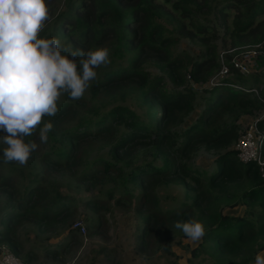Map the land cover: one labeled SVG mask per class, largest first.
<instances>
[{"label": "trees", "instance_id": "obj_1", "mask_svg": "<svg viewBox=\"0 0 264 264\" xmlns=\"http://www.w3.org/2000/svg\"><path fill=\"white\" fill-rule=\"evenodd\" d=\"M46 4L49 19L40 38L55 37L86 51L109 49L110 63L95 69L97 78L79 100L62 94L57 115L45 116L25 138L38 145L39 129L51 121L48 150L32 152L27 165L21 166L3 161L6 145L0 144V194L5 196L0 204V250L5 245L25 264H33L35 247L24 252L16 229L32 223L36 232L57 233L67 222L70 196L43 177L48 170L61 168L69 170L76 188L111 184L91 195L86 205L100 203V194L106 196L105 204L115 194L117 202H130L134 196L141 248L177 221L196 220L205 225L206 234L191 249L189 261L205 252L213 258L208 264H255L256 253L264 248V178L254 161L242 162L230 147L238 137L237 125L223 118L254 114L264 108L262 99L229 85L205 87L208 95L199 121L181 132H171V127L194 109L196 85L220 69L222 48L257 45L245 74L231 62L233 56L225 54L229 75L234 74L226 80L259 87L264 98V0H46ZM180 36L198 42L201 51L194 55L175 51ZM148 62L156 72L145 66ZM69 120L75 121L63 125ZM259 123L264 128V119ZM5 134L0 130V136ZM102 141L107 148L83 161L81 142ZM202 143L215 150L228 147L218 153L212 172L184 162ZM140 145L149 148L152 159L132 164ZM159 156L163 163L157 166L154 160ZM78 162L85 165L75 172ZM18 166L24 180L21 187ZM167 180L185 185V198L176 205L160 203L155 188ZM134 185L139 186L136 193ZM236 204L244 205L242 214L223 212V206ZM71 229L79 233V228L71 225ZM51 246L45 245L44 252L54 260L59 250Z\"/></svg>", "mask_w": 264, "mask_h": 264}, {"label": "rangeland", "instance_id": "obj_2", "mask_svg": "<svg viewBox=\"0 0 264 264\" xmlns=\"http://www.w3.org/2000/svg\"><path fill=\"white\" fill-rule=\"evenodd\" d=\"M168 25V24H167ZM169 26V25H168ZM221 45L220 40H216ZM246 48L237 47L233 52H226L228 56H234L239 53V57L244 56L247 58V51L251 50L254 46L245 43ZM175 51L187 50L191 54H196L201 51V45L193 40L187 39L184 36H180L177 43L173 46ZM220 49V47H219ZM219 50V54L220 51ZM240 50V51H239ZM145 66L153 72L157 71V67L148 62ZM213 73L211 76L216 74ZM234 75V74H233ZM232 74L229 77L233 76ZM209 80V79H208ZM206 80L203 83L196 85V99L194 109L176 125H172L171 132L177 130L181 132L184 128L188 127L190 123H197L200 118V113L204 107L207 92H204L205 87L209 86V81ZM208 81V82H207ZM169 86V85H168ZM231 87V85H229ZM233 87V86H232ZM130 101H135L134 97H129ZM128 103V101H126ZM264 104V103H263ZM263 108L256 110L254 114L243 113L240 114L238 119H233L230 114L225 115L223 118L227 123H235L237 125L238 135L243 127L249 123L254 117L261 114ZM75 121V120H74ZM74 121H66L63 125H69ZM222 125V120L220 119ZM174 138V136H172ZM172 138V140H173ZM236 137L231 148L235 149L234 145ZM150 138H143L142 141H148ZM99 142L94 145H85L84 142L78 146L79 150L84 151L83 161H90L95 155L107 148L106 143ZM51 141L47 143H39L36 152L42 154L45 150H48V146ZM228 149L215 150L207 148L203 143L200 144L193 152H191L184 162L188 163L191 167L198 168L200 170H207L212 172L216 169V160L218 153ZM31 157H29L30 160ZM152 159L151 151L148 147L140 145L135 149L131 157L132 164L147 162ZM82 161V160H80ZM85 162H78L74 166L75 172L78 169H82ZM28 163V162H27ZM155 165L160 166L163 163V158L159 156L154 160ZM27 165V164H26ZM25 166V165H24ZM19 167L15 171L17 172L18 186L23 184L22 175L19 174ZM3 171H7L5 168ZM21 171V170H20ZM67 171V172H62ZM69 170L55 168L50 169L48 172L43 173L44 180L50 182V184L57 185V187L70 196L68 200L69 211L63 222L60 233H39L36 232L35 225L32 223H25L20 225L16 230V235L19 242H21L23 251L26 252L30 246L35 247L37 256L35 257L33 264H208L212 262V256L204 253H199L196 257H192L191 249L196 247L199 242H193L185 236V234L174 228H169L165 232H161L157 235V240L151 238V244L141 248L136 238V227L139 225L140 218L137 217L134 208V196L131 197L130 202H117V194H115L107 204L103 203L106 200V196L100 194L97 205H86L87 199L100 191H104L110 183L101 185L100 183L90 186L87 189L76 188L73 177L70 176ZM161 182V181H160ZM190 184H193L190 181ZM102 187V190H100ZM133 192L136 193L139 190L138 185L133 186ZM160 196V203L163 205H176L185 198V185L175 183L170 180L159 183L155 188ZM4 194H0V204L4 199ZM244 209L243 204L229 206H223V212L226 214H242ZM82 220L85 225L86 233L83 235L76 230L71 229L72 223L76 220ZM93 229V230H92ZM52 245L51 248L58 249L59 255L51 258L44 252L45 245ZM4 252H9L15 256L8 247L3 245L1 247ZM258 253H264V248L259 250ZM255 255V257H256ZM189 261V262H188Z\"/></svg>", "mask_w": 264, "mask_h": 264}, {"label": "clouds", "instance_id": "obj_3", "mask_svg": "<svg viewBox=\"0 0 264 264\" xmlns=\"http://www.w3.org/2000/svg\"><path fill=\"white\" fill-rule=\"evenodd\" d=\"M49 19L46 0H0V136L5 163L27 164L37 150L35 141L25 142L45 116L55 117L62 94L79 100L90 82L97 78L96 68L110 63V50H84L63 44L58 38H40ZM54 125L39 129L41 143H47ZM261 163L264 170V161ZM187 238L199 242L205 225L196 220L177 221ZM255 264H264L258 253Z\"/></svg>", "mask_w": 264, "mask_h": 264}, {"label": "built area", "instance_id": "obj_4", "mask_svg": "<svg viewBox=\"0 0 264 264\" xmlns=\"http://www.w3.org/2000/svg\"><path fill=\"white\" fill-rule=\"evenodd\" d=\"M257 46V45H255ZM237 47L230 48L228 50H221V67L209 79V86L221 84V85H231L234 88L242 89L246 91H253L258 97L262 99L264 103V98L260 95L259 87H248L240 83H234L226 80L229 76V67L225 62L226 52H233ZM246 48V46L244 47ZM256 49L253 47L251 50L247 51V58L244 56L238 57L234 55L231 59V62L237 67V69L242 73H248L252 61V56L255 55ZM264 119V108L260 115L254 117L249 123H247L243 129L240 131V134L235 142V150L237 151L238 158L244 162L254 161L260 171V175L264 178V170H262L261 163L259 161H264V128L260 127V120ZM72 227L79 228L81 234L86 233V228L82 220H76L73 222ZM0 264H25L19 256H15L9 252H4L1 248L0 250Z\"/></svg>", "mask_w": 264, "mask_h": 264}]
</instances>
